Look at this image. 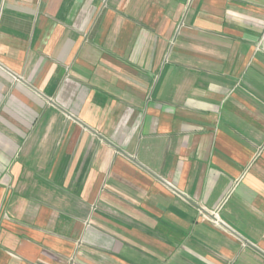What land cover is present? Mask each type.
Returning <instances> with one entry per match:
<instances>
[{
    "label": "crops",
    "instance_id": "1",
    "mask_svg": "<svg viewBox=\"0 0 264 264\" xmlns=\"http://www.w3.org/2000/svg\"><path fill=\"white\" fill-rule=\"evenodd\" d=\"M0 264H264V0H0Z\"/></svg>",
    "mask_w": 264,
    "mask_h": 264
},
{
    "label": "rangeland",
    "instance_id": "2",
    "mask_svg": "<svg viewBox=\"0 0 264 264\" xmlns=\"http://www.w3.org/2000/svg\"><path fill=\"white\" fill-rule=\"evenodd\" d=\"M182 21H183V20H182ZM182 21L179 22L178 29H176V32H175V36L178 35V34L180 33V30H181V22H182ZM205 218L208 219L209 221H211V222L214 223V224H215V222H216L212 217H208V218L205 217ZM219 220H220V221H223V220H221V219H219ZM217 225H218V224H217ZM218 226H220V225H218ZM220 227H223V226H220Z\"/></svg>",
    "mask_w": 264,
    "mask_h": 264
},
{
    "label": "built area",
    "instance_id": "3",
    "mask_svg": "<svg viewBox=\"0 0 264 264\" xmlns=\"http://www.w3.org/2000/svg\"><path fill=\"white\" fill-rule=\"evenodd\" d=\"M204 216L207 217V218H208V217H211V216H209L207 213H206V214L204 213ZM214 220L216 221V222H215L216 224H218V225H220V226H223V227H226V224H225L223 221H220L219 218H215Z\"/></svg>",
    "mask_w": 264,
    "mask_h": 264
}]
</instances>
